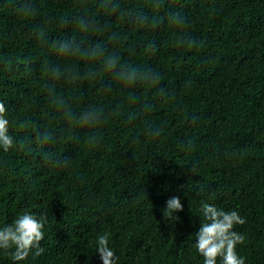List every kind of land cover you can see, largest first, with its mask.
I'll use <instances>...</instances> for the list:
<instances>
[{
    "label": "trees",
    "instance_id": "16d2710c",
    "mask_svg": "<svg viewBox=\"0 0 264 264\" xmlns=\"http://www.w3.org/2000/svg\"><path fill=\"white\" fill-rule=\"evenodd\" d=\"M0 105V225L47 217L0 264H203L201 200L264 264V0H0Z\"/></svg>",
    "mask_w": 264,
    "mask_h": 264
},
{
    "label": "clouds",
    "instance_id": "9594fccd",
    "mask_svg": "<svg viewBox=\"0 0 264 264\" xmlns=\"http://www.w3.org/2000/svg\"><path fill=\"white\" fill-rule=\"evenodd\" d=\"M0 105V148L8 150L13 144L10 134V122ZM183 204L179 196H172L166 201L164 215L181 211ZM199 228L195 231L194 247L202 256L203 264H245V258L237 250L244 236L235 230L236 225L244 223L243 217L235 209L224 210L205 200L200 201ZM45 215H37L24 210L7 224L0 225V250L9 251L13 262L25 261L30 254L40 255L44 249ZM95 252L102 264H115L116 256L109 246L106 234H98L95 239Z\"/></svg>",
    "mask_w": 264,
    "mask_h": 264
}]
</instances>
